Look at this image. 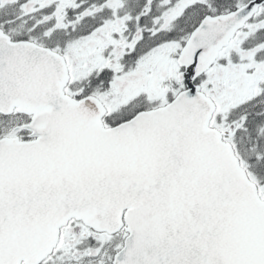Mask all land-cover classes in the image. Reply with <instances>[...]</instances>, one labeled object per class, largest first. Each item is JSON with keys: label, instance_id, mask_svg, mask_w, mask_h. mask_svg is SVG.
Wrapping results in <instances>:
<instances>
[{"label": "snow or ice", "instance_id": "1", "mask_svg": "<svg viewBox=\"0 0 264 264\" xmlns=\"http://www.w3.org/2000/svg\"><path fill=\"white\" fill-rule=\"evenodd\" d=\"M0 264H264V0H0Z\"/></svg>", "mask_w": 264, "mask_h": 264}]
</instances>
